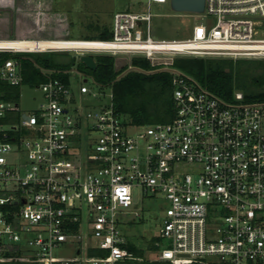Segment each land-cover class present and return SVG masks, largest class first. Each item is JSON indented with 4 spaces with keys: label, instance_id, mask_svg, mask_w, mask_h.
I'll list each match as a JSON object with an SVG mask.
<instances>
[{
    "label": "built area",
    "instance_id": "2783aa9c",
    "mask_svg": "<svg viewBox=\"0 0 264 264\" xmlns=\"http://www.w3.org/2000/svg\"><path fill=\"white\" fill-rule=\"evenodd\" d=\"M167 1L118 11L110 40L75 47L77 57L142 56L171 71L167 122L133 124L102 86L93 96L110 98L89 112V77L76 64L68 80L42 67L47 78L26 83L15 54L63 47L0 39V55L14 54L0 57V264H264V100H226L174 67L179 56L264 57V0H205L191 37L154 39L151 3ZM23 85L41 91L32 111L21 108ZM136 187L167 202L158 238L170 243L148 259L122 229L141 216ZM71 242L76 255H55Z\"/></svg>",
    "mask_w": 264,
    "mask_h": 264
},
{
    "label": "rangeland",
    "instance_id": "374dc122",
    "mask_svg": "<svg viewBox=\"0 0 264 264\" xmlns=\"http://www.w3.org/2000/svg\"><path fill=\"white\" fill-rule=\"evenodd\" d=\"M148 11V0H0V39L20 37L35 38H65L85 39L107 27L113 31L114 15L118 11ZM151 35L154 39H185L191 37L196 23L203 22L205 11L192 12L178 10L172 0L167 2H152ZM213 18H209L210 21ZM59 51L68 52L71 56H78L75 47H63ZM27 55V53H24ZM116 57L117 69L131 66L132 55L112 54ZM226 57V56H204ZM232 58V57H226ZM233 59H264V57H237ZM89 77L91 92L82 94L81 104L90 111L99 108V100L106 102L110 98L111 88L103 87L107 95L93 96L94 92H101V87ZM42 96L41 91L27 85L20 88L19 102L24 111L36 108L37 101ZM147 125V124H146ZM131 130H135L133 127ZM190 167L186 168V171ZM167 206L161 198L143 195L139 187L135 188L132 209L141 211V216L129 214L128 222L122 226L129 245L135 246L139 254L147 259L159 254V249L169 246V239L158 238L163 224V210ZM159 242L155 247V243ZM77 242L63 243L55 248L57 256H73L77 254ZM138 253V252H137ZM146 264H151L147 262Z\"/></svg>",
    "mask_w": 264,
    "mask_h": 264
},
{
    "label": "trees",
    "instance_id": "16d2710c",
    "mask_svg": "<svg viewBox=\"0 0 264 264\" xmlns=\"http://www.w3.org/2000/svg\"><path fill=\"white\" fill-rule=\"evenodd\" d=\"M112 37L113 31L104 27L99 33L85 39L110 40ZM12 55L2 53L0 57ZM15 56L22 62L25 82L30 84H37L47 78L41 71L42 67L61 70V73H53V76L68 80L69 70L76 64L86 75H92L96 84L111 88L116 110L135 125L167 122L175 116L174 74L167 69H157L146 57L133 56V69H129L128 65L117 69L115 55L94 54L97 68L91 69L80 57L71 56L65 51L29 52L27 55ZM174 67L191 75L203 87L226 100H234L236 91H242L246 101L264 100V59L179 56L175 59ZM131 247L139 253L135 246Z\"/></svg>",
    "mask_w": 264,
    "mask_h": 264
},
{
    "label": "bare ground",
    "instance_id": "6f19581e",
    "mask_svg": "<svg viewBox=\"0 0 264 264\" xmlns=\"http://www.w3.org/2000/svg\"><path fill=\"white\" fill-rule=\"evenodd\" d=\"M96 40H86V39H41V40H32V39H2V42L7 45H16L21 47H30L32 49L36 47L47 48L50 46L56 47H77L85 45L97 44L93 42Z\"/></svg>",
    "mask_w": 264,
    "mask_h": 264
},
{
    "label": "water",
    "instance_id": "95a60500",
    "mask_svg": "<svg viewBox=\"0 0 264 264\" xmlns=\"http://www.w3.org/2000/svg\"><path fill=\"white\" fill-rule=\"evenodd\" d=\"M174 7L178 10L202 12L205 8V0H172ZM80 60L91 69L97 68V63L94 56L83 54Z\"/></svg>",
    "mask_w": 264,
    "mask_h": 264
}]
</instances>
